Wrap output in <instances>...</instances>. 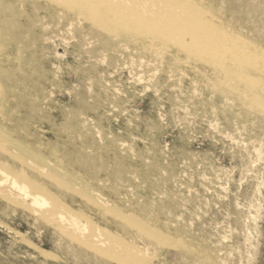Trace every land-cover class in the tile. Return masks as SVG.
<instances>
[{
	"label": "rangeland",
	"instance_id": "374dc122",
	"mask_svg": "<svg viewBox=\"0 0 264 264\" xmlns=\"http://www.w3.org/2000/svg\"><path fill=\"white\" fill-rule=\"evenodd\" d=\"M229 2L245 13L233 16L236 43L252 33L264 50V0H209L223 12ZM39 40L40 63L26 57L11 67L30 75L17 91L36 106L30 127L21 125L24 143L48 169L70 176L68 189L36 179L81 220L64 231L39 206L29 211L0 196V264H119L125 255L128 264H264L262 103L249 114L206 95L200 78L154 61L97 60L99 47H79L74 33Z\"/></svg>",
	"mask_w": 264,
	"mask_h": 264
},
{
	"label": "bare ground",
	"instance_id": "6f19581e",
	"mask_svg": "<svg viewBox=\"0 0 264 264\" xmlns=\"http://www.w3.org/2000/svg\"><path fill=\"white\" fill-rule=\"evenodd\" d=\"M234 3H228L226 10L228 14L225 16L226 12L210 4L209 0H0V196L2 199L7 204L24 206L30 209L29 211H35L31 208V204L35 207L39 206L40 210L37 211L41 212L43 219L48 221L58 218L64 231H72L79 226L77 224L79 218L75 220L72 217L74 213L68 215L67 211H64L65 207L63 208L60 201L49 193L36 176L48 178L61 189L72 188V179L70 176L58 175L53 167L48 169L49 165L41 162L36 153L24 143L28 133L21 125L26 124L28 128L30 127L36 106L29 102L25 94L22 97L18 96L17 90L24 89V82L30 78V75H23L24 72L19 67L21 63L24 64L26 57L27 62L40 63L39 49H37V46H41L39 38L59 32L74 33L79 47L83 45L99 47L97 52L92 51L96 59L99 55L106 54L107 57L111 56L109 58L112 61L118 57V54L132 61L131 66L134 59H138L140 66L143 67H149V60L154 61L164 69L168 67V73L178 72L191 78H200L204 83L202 90L207 93L206 95L211 94L216 99L235 102L246 113L252 114L251 109H256L261 103L262 106L264 105V99L258 98L260 96L258 93L264 90V50L258 47L255 42L257 38L254 39L252 33L250 36L242 32L244 33L242 41L236 43L234 34L241 31L236 25L239 18L233 16H244L245 13ZM21 48L28 51V54L22 55ZM126 61L125 66H127ZM14 65L19 67L11 69ZM91 69L95 72L97 67L92 66ZM24 110L27 113L23 118L21 113ZM10 131L14 132L15 137L11 136L12 133L9 134ZM74 165L80 168L82 164L75 162ZM72 206L74 207L73 204ZM42 207L46 208L42 209ZM115 214L126 221L121 212L115 211ZM136 223L129 224L136 228ZM150 231L144 234L151 236ZM107 257L111 259L112 255ZM130 257L125 255L118 263L128 264L127 258Z\"/></svg>",
	"mask_w": 264,
	"mask_h": 264
}]
</instances>
